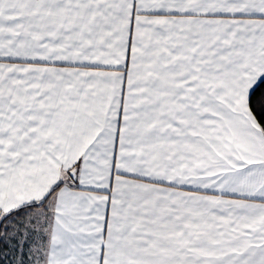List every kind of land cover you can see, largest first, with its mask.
<instances>
[{
    "label": "snow or ice",
    "instance_id": "1",
    "mask_svg": "<svg viewBox=\"0 0 264 264\" xmlns=\"http://www.w3.org/2000/svg\"><path fill=\"white\" fill-rule=\"evenodd\" d=\"M0 264H264V0H0Z\"/></svg>",
    "mask_w": 264,
    "mask_h": 264
}]
</instances>
